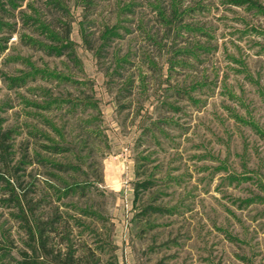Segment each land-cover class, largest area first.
<instances>
[{
    "label": "rangeland",
    "instance_id": "1",
    "mask_svg": "<svg viewBox=\"0 0 264 264\" xmlns=\"http://www.w3.org/2000/svg\"><path fill=\"white\" fill-rule=\"evenodd\" d=\"M12 6L0 264H264V0Z\"/></svg>",
    "mask_w": 264,
    "mask_h": 264
},
{
    "label": "trees",
    "instance_id": "2",
    "mask_svg": "<svg viewBox=\"0 0 264 264\" xmlns=\"http://www.w3.org/2000/svg\"><path fill=\"white\" fill-rule=\"evenodd\" d=\"M8 8H13L12 4H13V0H3ZM1 26V25H0ZM12 26V25H11ZM1 28V27H0ZM13 28V27H12ZM12 28H10L9 25H7L5 27V30L4 31H0V32H5L6 36L5 37H0V51L2 49V46L4 45H1V44H4V42L7 40V38L9 37V34L12 30ZM2 30V29H1ZM11 130L9 128H1L0 129V148L3 150L4 148L5 149H8L10 147L9 145V140L11 138ZM22 162V161H21ZM43 230L42 227L39 228L38 230V238H39V245L40 247L43 248L44 251H46L47 253H50L51 249H48L47 247H45V239H46V235H44L43 233ZM54 230V229H53ZM55 256V255H54ZM66 256V260L65 262L66 263H70V261L72 260V256L71 254H67L65 255Z\"/></svg>",
    "mask_w": 264,
    "mask_h": 264
}]
</instances>
